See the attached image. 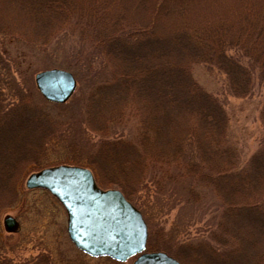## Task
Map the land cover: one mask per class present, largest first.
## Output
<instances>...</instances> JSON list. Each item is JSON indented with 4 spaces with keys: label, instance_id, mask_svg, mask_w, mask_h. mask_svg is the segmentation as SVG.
<instances>
[{
    "label": "trees",
    "instance_id": "16d2710c",
    "mask_svg": "<svg viewBox=\"0 0 264 264\" xmlns=\"http://www.w3.org/2000/svg\"><path fill=\"white\" fill-rule=\"evenodd\" d=\"M62 1L21 0V3L34 6L37 10L33 7L30 9L36 21L48 27L47 32L38 37L31 39L21 37L19 41L20 36L17 34L0 30V134L14 131L22 124L31 125L33 131L37 125L36 112L31 111L32 107L26 101L33 96L34 84L31 79L33 71L29 69L31 65L29 67L28 62L26 65L21 64L24 54L18 50V45L26 43L27 46L34 45L48 50L52 37L53 41L58 37L64 40L72 38L70 43L67 40L65 42L72 47L71 62H75L79 69L83 66L77 62L79 60L77 55L84 52L91 56V63L95 61L96 65L101 66V70H110L107 76L104 72L100 77L96 76V71L93 74V71L88 69L91 63L88 65L87 69L94 77L93 81L91 79L92 85L89 86L86 97L90 108L102 107L109 103L127 104L125 96L131 97L132 100L136 99L138 93L135 86L142 85L146 89L148 87L154 89L157 86L155 92L162 101L159 108L161 112L169 107L177 110L181 107L180 104L187 105L193 110L192 114L178 111L176 117L169 118L171 126L167 128L160 126L156 118L150 117L148 123L155 122V125L149 130L146 125L143 126L144 135L140 137L139 134V140L136 137L135 141L138 143L142 140L145 146L152 143L149 148L157 146L156 153L143 160L142 168L131 181L125 178L126 180L123 179L122 182L119 180L121 183L111 182L118 184L119 190L129 201L133 186L131 182L141 184L142 190L152 189L154 194L167 195L164 190L166 189L171 198H175V193L179 192L173 184L182 181L184 183L201 179L222 188L216 195L219 200H210L209 209L213 215L208 221L211 220L212 225L205 228L210 230L209 236L197 231L195 236L190 237L186 230H183L182 236L175 240L180 245L179 249H175L174 245L173 249L169 245L168 247L162 245L160 246L162 250L172 253L175 257L178 250L186 254H197V257L200 254L203 264H244L246 257L249 259L248 264H264V244L262 238H258V234L255 235L254 232L257 229L259 235L264 237V137L261 146L239 168V159L236 158L234 147L230 146L226 139L227 114L221 100L204 92L191 77V67L201 64L225 76L230 96L250 98L256 90L259 91L263 95L259 118L264 131V0H176L179 3L177 8L166 0H152L148 9L149 14L143 17L139 10H136L129 14L128 20L122 17L127 14L118 17L113 12L114 9L106 6V3L104 7L90 8L85 12L80 10L78 13L76 10L75 13H70L69 6L66 7L67 10L61 12L54 6ZM143 2L146 0L140 1ZM153 8L162 14L171 15L177 12L173 15V24H163L166 26L167 34H157L155 38L152 33L157 32L159 24L156 18L147 17L152 14ZM65 13L69 14L68 31L60 28L62 26L60 22L56 23L57 18ZM185 13L195 17L194 20L186 19ZM53 19L55 20L52 22ZM101 25H104L102 30ZM170 43L173 44L171 49L163 48L164 50L156 56L135 57L150 46L156 44L159 47ZM55 50L57 51V48ZM178 50L181 54L177 53ZM119 57L125 59L121 65L116 60ZM117 64L121 66V70H116ZM14 71L17 72V77ZM121 93L124 95H120ZM142 105L141 107L137 103L134 106L141 107L140 110L148 113L147 108ZM125 109L126 107H123L118 111L123 113ZM131 110L135 112L133 107L129 112ZM159 114L157 116L161 119L163 113ZM100 131L102 130L94 132L100 133L98 148L100 145L101 149L103 148L99 149V153L102 157L105 156V162L112 165L126 160L128 164H136L137 154H131L134 149L132 142L128 145L111 146L118 142L111 143L109 141L111 137L103 135ZM53 132L56 133L54 129ZM55 139L62 140L60 137ZM104 141L108 143L105 144ZM2 146L6 144H2L0 148H3ZM12 156L8 158L10 159L8 173L0 175V181L3 182L1 188L7 186L8 181L18 171L22 159L29 157L35 160L38 155L26 149L19 159L14 160ZM213 161H216V164ZM62 162L63 160L49 163V166ZM66 163L79 165L75 161ZM97 183L101 187H106L102 186L100 181ZM166 183L172 184L170 190L169 187L164 188ZM229 183L233 185H227ZM193 188L191 185L186 190L185 195L180 197L181 201L186 202L195 194H199L196 190L193 191ZM44 192L49 195L47 191ZM235 194L241 195V202L235 200ZM179 205L183 203L179 202ZM200 205L202 204L199 202L194 203V206L201 210ZM242 222L245 228L241 225ZM164 234L162 235L168 239ZM169 234L166 232L167 236ZM247 240L250 242L248 246L245 245ZM160 247L158 250H161ZM146 248H152L148 242ZM80 255L83 256L81 253ZM103 260L109 262L105 264H123L105 256L100 259V263ZM59 261L61 262L59 264H83L81 261L76 263H69L63 259Z\"/></svg>",
    "mask_w": 264,
    "mask_h": 264
},
{
    "label": "rangeland",
    "instance_id": "374dc122",
    "mask_svg": "<svg viewBox=\"0 0 264 264\" xmlns=\"http://www.w3.org/2000/svg\"><path fill=\"white\" fill-rule=\"evenodd\" d=\"M100 1L63 0L62 2H57L58 5L54 7L62 12L67 10L66 7L69 6L68 8L71 9L69 11L70 13H75L76 10L79 13L80 10L85 12L90 8L104 7L106 3V6L109 5V8L114 9L113 12L118 17L127 14L122 17L128 20L129 14H132L136 10H139L143 17L149 14L148 9L151 6L150 1L152 0H146L143 3H140L142 0ZM166 1L176 8L179 5L176 0ZM164 3L165 1L162 4ZM32 7L37 10L32 5L21 3V0H0V30L17 34L20 36L19 41L21 37L31 39L42 35V33L44 34L45 31L47 32L48 27L36 21L37 19L34 13H31L32 9L30 8ZM48 8L51 9L52 7ZM174 13L171 15L162 14V12H157L154 8L152 9V14L147 17L149 19L156 18L155 20L159 24L157 32L155 34L152 33L153 38L157 34H167L165 25L173 24ZM184 16L188 20H194L195 18L189 16L187 13ZM57 20L56 23L58 24L60 22L62 25L60 28L69 30L68 13L62 14ZM103 27L104 25H101L100 30ZM53 38L49 41L50 48L48 50L34 45L27 46L26 43H20L18 50L24 54L23 58H21V64L26 65L28 62L29 67L31 65L29 69L33 71L31 72L32 83L36 71L55 67L71 72L76 79V87L71 97L63 104L45 101L34 87L32 92L33 96L29 97L31 98L30 100L26 99V101L32 107L31 111L36 112L35 121L37 125L34 127L35 130L32 131L31 125L22 124L21 127H17L14 131L0 134V142H2L0 143V147L4 143L7 146L0 148V175H6L8 173L7 166L10 163V159H8L10 156L13 155L12 159L14 160L19 159V156L26 149H30V151L32 150L38 155L35 160H31L32 158L29 157L22 159L17 168L18 171L15 173L16 175L14 174L11 177L12 179L8 181L7 186L1 188L3 182L0 181V264H59L61 263L59 261L60 259L66 262L68 261L69 263H76L78 261H81L83 264L109 263L104 260L100 263V259L102 258H90L84 254L83 256L80 255L81 252L76 250L67 239L65 231L66 216L63 208L52 196H49L43 190L26 189L24 181L27 175L36 171L38 168L49 166V163L60 162V160H63L62 163L75 161L79 164L81 163V166L91 167L94 179L98 178L97 181L95 179L96 184L100 181L102 186H106H100L101 188L119 189L118 184L111 182L117 181L121 183L125 178L131 181L135 177L136 172L142 168L143 160L156 153L157 146L149 148V145H152V143L145 146V142L142 140L138 143L135 141L136 137L139 140V134L140 137L144 135L143 126L146 125L145 127L149 130L152 125H155V122L153 124L148 123L150 117L156 118L160 126L167 128L171 126L169 118L176 117L178 111L193 113L190 107L187 105L184 106L183 104H180L179 106L181 107L177 108V110L169 107L166 111L161 112L159 108H161L162 101L159 99V95L158 97L156 96L157 92H155V90L157 91V86L154 89L151 87L146 89L142 85L135 86L138 93L136 99L132 100L131 97L127 98V95L125 96L124 99L127 104L109 103L102 105V107L90 108L86 97L89 93V86L92 85L91 79L92 81L94 79L91 71H93V74L96 71V76L101 77V75H104L102 74L104 72L105 76H107L110 70H101V66L99 64L96 65L95 61L91 63V56L86 55L84 52H79V55H77L79 57L77 62L83 66L79 69L75 62H71L73 61L71 60L73 51L70 50L72 47L65 42L67 40L70 43L72 38L64 40L62 37H58L55 38V41H53ZM82 41L86 43V41ZM172 47L173 44L171 43L159 47L155 44L147 48V50L145 49V51L139 52V55L136 54L135 57L146 58L147 56H156V54L161 53L164 49L167 50V48L171 49ZM55 48H57V51ZM174 52L176 54V51ZM177 53L181 54V51L178 50ZM116 60L121 65L125 59L119 57ZM89 64L92 68H88ZM118 64L116 70H121L122 68ZM36 67L38 70H34ZM87 68L91 69V71ZM88 72L90 74L86 75ZM14 73L17 77V72L14 71ZM191 75L199 88L221 100L222 106L227 114L226 139L230 146L234 147L236 158L239 159L238 167L243 166V163L248 161L253 152L261 146V140L264 137L263 125L259 118L260 101L263 95L256 90L250 98L230 96L227 91L225 76L215 70H209L201 64H195L191 67ZM120 95H124V93ZM137 103L141 107L144 104L148 113L140 110L141 107L134 106ZM123 107H126L125 112L119 113L118 110ZM132 107L135 112L132 110L129 112V109ZM88 111L90 112L89 115L87 114ZM159 112L163 113L161 119L157 116V114L160 115ZM195 112L198 114L197 111ZM113 120L118 121L114 122ZM53 129L56 133L53 132ZM99 129L102 130L100 132L103 135L111 137V140H109L111 143L118 142L111 146L128 145V143L132 142L134 149H132L131 154H137L135 157L136 164H128L126 160L118 164L112 163V165H110V162H105V156L102 157L99 153V149L103 150V148L101 149V145L98 148L101 138L100 133L94 132ZM152 133L153 131H151V135ZM57 137H60V140H62L55 139ZM106 142L108 143V141ZM114 151L116 150L114 149ZM202 163L205 162L202 161ZM213 163L216 164V161H213ZM131 185H133L132 192L129 195L131 203L140 211L147 225V242L149 247H152L151 249L147 248V251H156L162 245L163 247L164 245H167L166 247L169 245L172 249L174 245L175 249H179L180 245L175 240L182 236L183 230H186L187 235L190 237L195 236L197 231L203 232L205 236H209L210 230L205 228L212 225L211 220L208 221V218L213 215L212 210L209 209L211 207L210 200L218 201L219 199L216 198V195L222 190L216 184L208 183L201 179L173 184V187L179 191L177 194L175 193V198H171L166 189L164 190L167 195L161 193L154 194L152 189L142 190L143 186L141 184L131 182ZM191 185L194 187L193 191L196 190L199 194H195L186 202L181 201L182 198L180 197L185 195L186 190ZM219 185L221 187V184ZM227 185L233 184L229 183ZM167 187L170 190L172 184L166 183L164 188ZM237 195L235 194V200L241 202V195ZM179 202H182L183 205H179ZM196 202L202 204L200 205L201 210L194 206ZM5 215H11L17 220L18 227L15 232L5 231L2 219ZM241 225L245 228L244 222ZM166 232L170 233L169 236L166 235ZM254 232L255 235L258 234V238H262L264 244V237L259 235L257 229ZM163 233H165L164 235L168 239L162 235ZM245 245H250V242L247 240ZM160 248L161 251H164L162 247ZM179 252L181 255H179ZM245 253L247 254L248 250ZM167 254L177 259L180 264H203L200 254L197 257V254H186L179 250L176 257L172 253ZM248 260L246 257L243 263L248 264ZM131 261L129 259L123 264H130Z\"/></svg>",
    "mask_w": 264,
    "mask_h": 264
},
{
    "label": "water",
    "instance_id": "95a60500",
    "mask_svg": "<svg viewBox=\"0 0 264 264\" xmlns=\"http://www.w3.org/2000/svg\"><path fill=\"white\" fill-rule=\"evenodd\" d=\"M33 83L45 101L64 103L73 94L76 80L71 72L47 68L34 73ZM92 172L79 165L57 164L29 173L26 189H45L62 206L66 234L78 250L90 257H109L130 264H180L163 251H145L147 226L138 209L116 188L95 184ZM7 232L17 230V221L5 215Z\"/></svg>",
    "mask_w": 264,
    "mask_h": 264
},
{
    "label": "bare ground",
    "instance_id": "6f19581e",
    "mask_svg": "<svg viewBox=\"0 0 264 264\" xmlns=\"http://www.w3.org/2000/svg\"><path fill=\"white\" fill-rule=\"evenodd\" d=\"M60 135H61V133H60Z\"/></svg>",
    "mask_w": 264,
    "mask_h": 264
}]
</instances>
